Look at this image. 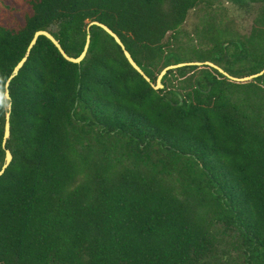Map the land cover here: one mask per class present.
I'll list each match as a JSON object with an SVG mask.
<instances>
[{"label":"trees","instance_id":"16d2710c","mask_svg":"<svg viewBox=\"0 0 264 264\" xmlns=\"http://www.w3.org/2000/svg\"><path fill=\"white\" fill-rule=\"evenodd\" d=\"M0 0V264H264V0ZM203 11L197 42L183 38ZM202 18V19H203Z\"/></svg>","mask_w":264,"mask_h":264},{"label":"water","instance_id":"95a60500","mask_svg":"<svg viewBox=\"0 0 264 264\" xmlns=\"http://www.w3.org/2000/svg\"><path fill=\"white\" fill-rule=\"evenodd\" d=\"M90 26H97L102 28L107 34H109L116 42L117 45H119L124 53L125 58L127 59L128 63L132 66V68L138 73L140 74L144 80L146 82H148L155 90H159V89H163L164 86L162 85V79L163 77L167 74L168 71L170 70H176L179 68H183V67H188V66H209L215 70H217L219 73H221L222 75H224L225 77H227L228 79L234 81V82H247L250 80H253L255 78H258L260 76H262L264 74V70L256 75H252L249 77H245V78H235L230 76L228 73H226L223 69H221L220 67H218L217 65L213 64L212 62H191V63H182V64H177V65H172L167 67L166 69H164L161 74L159 75L158 79H157V83L156 85H153L151 83V80L149 79V77L141 70V68L136 64V62L133 60L132 56L130 55V53L125 49L122 41L120 40V38L112 31L110 30L107 26L100 24L98 22H93L91 23ZM40 37H45L48 40H50L52 42V44L57 48V50L59 51V53L62 55V57L69 61L70 63L73 64H80L88 51L89 45H90V36H87V42H86V46L84 49V52L77 58H73L68 56L64 50L62 49L61 45L59 44V42L47 31H38L35 33L30 46L27 50L26 56L18 63V65L14 68L11 76L9 77L8 81L6 82V91H5V100L7 102H9L8 107H7V113H6V123H5V131H4V139H3V148L5 149V154H6V159H5V163L0 171V177L4 174L5 170L9 167V165L11 164L13 157L12 154L9 150H7L5 148L6 146V141L10 138V111H11V98L8 92V88L10 85V82L19 74V71L23 68L24 64L27 61V58L31 52V50L33 49V47L36 45L38 39Z\"/></svg>","mask_w":264,"mask_h":264},{"label":"rangeland","instance_id":"374dc122","mask_svg":"<svg viewBox=\"0 0 264 264\" xmlns=\"http://www.w3.org/2000/svg\"><path fill=\"white\" fill-rule=\"evenodd\" d=\"M217 5L223 8L231 19H234L241 31L247 32L250 29L257 11L255 5L241 0H221ZM203 16V11L196 8L188 14L187 20L182 26V36L190 44L197 42L195 37L203 23Z\"/></svg>","mask_w":264,"mask_h":264}]
</instances>
